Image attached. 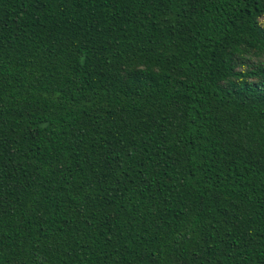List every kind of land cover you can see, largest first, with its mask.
I'll return each instance as SVG.
<instances>
[{"label":"trees","instance_id":"1","mask_svg":"<svg viewBox=\"0 0 264 264\" xmlns=\"http://www.w3.org/2000/svg\"><path fill=\"white\" fill-rule=\"evenodd\" d=\"M0 264H264V0H0Z\"/></svg>","mask_w":264,"mask_h":264}]
</instances>
